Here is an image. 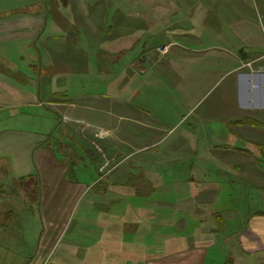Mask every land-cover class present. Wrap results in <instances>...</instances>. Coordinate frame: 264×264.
Segmentation results:
<instances>
[{
    "label": "crops",
    "instance_id": "1",
    "mask_svg": "<svg viewBox=\"0 0 264 264\" xmlns=\"http://www.w3.org/2000/svg\"><path fill=\"white\" fill-rule=\"evenodd\" d=\"M170 12L171 19L176 18V20L174 23L171 21L166 30H172L176 26H183L185 30L187 26L189 30L198 23L203 36L218 39V47L214 49L215 56H211L209 50H183L172 42L168 44L170 52L163 58H158L152 67L171 77L178 85L180 78L184 82L185 78H193L191 68L200 66L201 69L197 72L206 70L205 75L196 72L195 74L204 82L210 79L206 62H210L209 59L213 57L214 63H217L214 65H217L216 69L219 66L225 68L224 75L233 78L232 96H229V93L227 97L224 96L219 112H209L211 116L206 119L201 117L200 120H250L259 125L234 127L241 131H250V127L264 130V120L259 118L264 111V70L252 72L247 67H243L259 55L258 47L264 45V39L258 26L246 20L247 16L241 0H178L176 5L171 6ZM178 13H180L179 17ZM8 14H11L8 9L0 10V53L1 56L4 55L0 64V80H4L9 74L12 76L19 73L18 66L14 67L11 63L20 60L18 56H12L14 45L21 43L25 44L26 48H30L34 43L36 32L44 34L48 23L47 18L43 24L41 21L37 22L38 17L32 14L29 15L31 17L22 20L23 27H19L16 24L18 21H11V17L21 15ZM226 14L230 16L227 17ZM173 15L176 16L172 17ZM166 18L168 19L165 11L156 19L155 34L153 33L156 38L163 34L162 23ZM70 22L73 24V19ZM70 22L66 21L65 26L62 25L64 28L58 27L55 23L50 25L57 31L61 29L66 32L63 35L60 34L61 30L57 32V37L65 40L66 46L68 43H75L74 41H78L76 44L78 46L82 43L79 36L81 32L68 31L75 28V24L69 25ZM261 23L264 25V22ZM84 25L80 29L87 35L86 38L84 37L86 46L87 41L96 42L98 39L94 37L98 26L93 20H89ZM209 29L214 32L208 31ZM262 30L264 33V27ZM21 33L32 36L20 39L18 34L20 36ZM139 35L141 39H148L146 35L143 36L142 30ZM129 36V34L123 35L119 39L115 38L116 41L113 43L106 44V50L102 52L107 62H118L121 56H128L129 60H133L132 55L129 54L130 57L127 55L130 51L128 44L131 42ZM88 38L90 40H87ZM96 51L98 52V48ZM66 54L68 57L67 51ZM7 62H10L8 68L7 65L4 67ZM128 66L134 68L133 63L126 66L131 70ZM15 70L16 72H13ZM145 71L143 68V71H140L141 75L145 74ZM121 73L123 74L124 71ZM58 75L66 76V73H58ZM26 78L28 79V76ZM8 82V87L0 89V114L15 116L18 115L17 109L29 105L43 106L44 101L40 100L30 104L18 103V96L12 94V91H22L36 97L34 81L28 79L29 84H26V88L16 87L12 81ZM84 94L58 102L51 100L52 104L62 103L67 107L57 113L63 123V131L60 132L56 144L48 142L52 139L51 130L55 120H0L1 125L9 126L0 129V172L3 174L9 170L16 172L17 179L15 178L13 188L11 187L13 196H17L16 189L22 183L19 180L23 177L31 176L39 188L37 206L42 232L29 264H47L52 260L53 264H264V215L254 214L243 229L226 233L224 214L213 210L214 207L210 205L216 202L220 194H224L221 193V187L218 185L220 181L211 180L209 177L208 184L197 186L199 182L194 180H200L199 176L202 175V173L198 174L201 170L199 165L164 166V163H179L183 159L194 160L192 154H188L191 153L189 150H171L166 155L153 153L144 155L139 160L140 164H160L164 169L170 167L176 172V176L179 173H182V176L187 173L192 174L193 181H190V193L188 192L187 196L182 193L181 188H184V184L177 177L173 184L159 189L157 188L160 185L157 183L148 186L143 180L145 177L143 174L139 176L138 181L130 183L132 172L128 167H124L126 161L113 169L108 177L100 180L97 168L100 163L99 158L78 141V137L84 136V132L81 133L78 127L74 134L70 129L76 120L83 124L81 112L95 106L86 102H94L95 98H99L86 92ZM3 95H6V98ZM87 98H90V101ZM47 100L50 99L45 101ZM228 100L231 101V105ZM75 101H80V104L77 105ZM225 101L227 102L224 103ZM70 110L74 113L68 120L67 112ZM107 123L110 129L116 130L114 125ZM44 126L48 127L44 129ZM119 130L122 132L121 136L119 134L116 136L114 132L113 136L123 142L125 129L119 128ZM262 134L260 139H247L242 135H236L234 139H246L249 140L247 141L249 144L264 146V133ZM129 136L130 132L127 133V138ZM233 147L220 152L222 166L219 165L216 171L222 177L225 175L236 177L240 180L241 188L253 185L259 187V162L252 155L236 151ZM210 156L217 157L208 154V157ZM232 159L236 160L235 163ZM81 173H86L87 177H81L79 175ZM204 176L206 178V175ZM147 188L150 190L146 195ZM88 194L89 197H86ZM255 195L259 197L258 194ZM79 201L87 205L81 216L82 231L77 235V239H71L63 246L58 245L59 237L68 225L71 210ZM207 236L212 237L210 244ZM217 246L226 254L224 259L222 256H216L219 259L210 258V250Z\"/></svg>",
    "mask_w": 264,
    "mask_h": 264
},
{
    "label": "rangeland",
    "instance_id": "2",
    "mask_svg": "<svg viewBox=\"0 0 264 264\" xmlns=\"http://www.w3.org/2000/svg\"><path fill=\"white\" fill-rule=\"evenodd\" d=\"M177 2L178 0H0V10L8 9L12 15H21L11 17V21H18L16 24L19 27H23L22 20H26L32 14L36 15L38 17L36 21H41L42 24L46 18L48 19L44 34L36 32L34 43L30 48H26V45L21 43L13 47L12 56H18L20 60L11 63L14 67L18 66V72L25 74V79L20 78V75L9 74L4 80H0V89L3 90L8 87V81H12L16 87L26 88V84L29 83L22 81L31 79L32 82L34 81L37 98L22 91H12V94L18 96V103L30 104L40 100L44 101V104L17 109L18 115L15 116L1 113L0 120H55L51 130L52 139L48 142L56 144L60 132L63 131V123L57 113L67 107L62 103L52 104L51 100L58 102L81 94L85 95L86 92L100 99L95 98L94 102H86L95 105L81 112L84 122L88 123L81 124L76 120L70 129L74 134L78 127L81 133L84 132V136H77L78 141L84 144V148L86 147L85 149L90 153H95L96 158H99L100 163L97 168L100 180L108 177L113 169L126 161L124 167H128L137 179L143 174L145 176L143 180L148 186L156 183L160 185L157 189L173 184L176 177L181 179L184 184V188H181L182 193L187 196L188 192L190 193V181H193L192 174L185 173L186 175L182 176V173H179L176 176L173 169H164L160 164L139 163L144 155L153 153L166 155L171 150L179 149L189 150L191 153L188 154H192L194 160L183 159L181 163L179 161H177L179 163H164V166L199 165L201 170L198 174L202 173V175L199 176L200 180L194 181L199 182L197 186L208 184L209 178H205L204 175L208 177L210 171L213 174L218 170L219 165L222 166L219 157L221 151H226L225 149L233 146L242 149L251 147V144L247 142L249 140H236L234 136L242 135L247 139H260L264 130L250 127V131H241L233 124L238 120H200L201 117L206 119L211 116L209 112H219L224 96L227 97L228 93L232 96L233 78L227 74L224 75L225 68L219 66L216 69L217 65H214L217 63H214L213 57L209 59L210 62H206L210 79L204 82L199 75L204 76L206 70L197 72L201 69L200 66L191 68L193 78H185V82L180 78L178 85L171 77L165 76L163 72L152 67L158 58H163L170 52L168 44L172 42L183 50H209L210 55L215 56L214 49L218 47V39L203 36L198 23L189 30L187 26H185L186 30L183 26L166 30L171 21L174 23L176 20V18L171 19L170 10L171 6L176 5ZM241 3L245 9L246 20L258 26L264 39L262 30L264 25H261V22H264V0H241ZM165 11L168 19H164L162 23L163 34L156 38L153 35L156 19L161 12ZM20 12L23 13L20 14ZM179 16L180 13H178ZM226 16L229 17L230 14ZM71 19L75 28L68 31L80 30L81 32L79 36L82 43L78 46L76 45L78 41L68 43L66 46L65 40L57 37V32L59 33L61 29L57 31L50 25L55 23L62 28L65 22H70ZM89 20H93L98 26L94 33V37L98 39L96 42L87 41L85 46L87 35L80 27H84ZM141 30L143 36L146 35L148 39L140 38ZM64 33L66 34L63 30L60 31L61 35ZM127 34L130 35L131 41L128 44L130 51L127 55H132L133 60H129L128 56H121L118 62H107L102 52L106 50V44L113 43L116 41L115 38L119 39ZM40 35H42L41 38H39ZM31 36L26 33H21L20 36L18 34L20 39ZM180 48L177 49L181 50ZM258 48L259 55L255 56L250 63L254 70L259 68L264 70V45ZM3 57L4 55L1 56L0 53V64ZM132 63L134 68L131 66H128L131 70L126 68ZM9 64L10 62L5 63L4 67L7 65L6 68H8ZM35 64L41 66L37 72L36 69H32L36 68ZM142 66L146 71L141 75ZM243 67L245 68V65ZM122 71H124L123 74ZM58 73H66V76L58 75ZM3 96L6 98V95ZM46 99L50 100L45 101ZM75 102L77 105L80 104V101ZM228 102L231 105V101L228 100ZM73 113V110L68 111L67 119L71 118ZM259 118L264 120V111ZM107 122L114 125L116 130L110 129ZM4 127L9 126L0 124V129ZM44 127L46 129L48 126ZM119 128L125 129V140H123L125 144L113 136V132L121 136L122 132ZM128 132L130 136L127 138ZM208 154L217 157H208ZM232 161L235 163L236 160L232 159ZM214 174L216 181H220L218 185L221 187V193L224 194H220L216 202L210 205L214 207L213 210L224 214L226 233L243 229L255 212H264V190H261L264 188V169L261 166L258 173L260 188L257 185L241 188L240 180L236 177L229 175L222 177L218 171ZM79 175L87 177L86 173ZM16 177V172L12 170L5 174L0 172V264H29L42 232L38 206L28 202L30 184L18 185L17 196H13L12 186ZM86 197H89V194ZM84 204L79 201L71 210L68 225L60 235L58 245L63 246L67 241L77 239V235L82 231L81 216L87 206ZM88 209L92 213L91 208ZM209 238L210 236H207L208 243L212 241V237ZM210 254L211 259H219V256L224 259L226 255L219 246L212 248ZM47 264H53V260Z\"/></svg>",
    "mask_w": 264,
    "mask_h": 264
},
{
    "label": "trees",
    "instance_id": "3",
    "mask_svg": "<svg viewBox=\"0 0 264 264\" xmlns=\"http://www.w3.org/2000/svg\"><path fill=\"white\" fill-rule=\"evenodd\" d=\"M21 13L22 12H20V14ZM35 65H36L35 66L36 68H32V67L31 68L33 70L36 69V72H37L38 70H40L41 66H39L37 64H35ZM18 75H20L19 76L20 78L24 77V75L21 72H19L15 76H18ZM24 79H25V77H24ZM22 82L26 83L27 81L24 80ZM233 124L234 125H256V126L259 125L258 123L251 122L250 120H238V121H235ZM233 149L236 150V151H239V152L246 153L248 155H252L253 157H255L257 159V161L259 162L261 168L264 169V146L263 145L251 144V147L249 146V147H247V149H245V148L244 149L236 148V147H233ZM168 168L171 169L170 167H168ZM214 172H217V171H214ZM214 172L212 174V172L210 171V173L208 174V177H206V178L210 177L211 180H213V179L215 180L216 176H215ZM138 180H139V178L137 179V177L134 174L131 173L130 179H129L130 183H133V182L138 181ZM19 181L22 182V183H29L30 184V187H28V195H27L28 202L30 204H32V205L33 204L37 205L38 204V200H39V188H38L37 182L34 181L31 178V176L23 177ZM149 190L150 189H148V188L146 189V192H145L146 195L148 194ZM136 195H138V193H136ZM255 215H264V212L257 211V212H255ZM219 221L221 223H223L222 222L223 220L221 218H219Z\"/></svg>",
    "mask_w": 264,
    "mask_h": 264
},
{
    "label": "built area",
    "instance_id": "4",
    "mask_svg": "<svg viewBox=\"0 0 264 264\" xmlns=\"http://www.w3.org/2000/svg\"><path fill=\"white\" fill-rule=\"evenodd\" d=\"M245 67H247L250 71H256V72H261L262 71V69L261 68H259V69H257V70H254V68L252 67V65H251V63H247V64H245ZM259 86H256V88H258Z\"/></svg>",
    "mask_w": 264,
    "mask_h": 264
}]
</instances>
